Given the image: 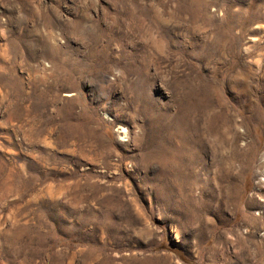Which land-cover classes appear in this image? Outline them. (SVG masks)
Returning a JSON list of instances; mask_svg holds the SVG:
<instances>
[{
    "label": "rangeland",
    "instance_id": "obj_1",
    "mask_svg": "<svg viewBox=\"0 0 264 264\" xmlns=\"http://www.w3.org/2000/svg\"><path fill=\"white\" fill-rule=\"evenodd\" d=\"M263 208L264 0H0V264H264Z\"/></svg>",
    "mask_w": 264,
    "mask_h": 264
},
{
    "label": "bare ground",
    "instance_id": "obj_2",
    "mask_svg": "<svg viewBox=\"0 0 264 264\" xmlns=\"http://www.w3.org/2000/svg\"><path fill=\"white\" fill-rule=\"evenodd\" d=\"M8 25V24H7ZM6 28V27H5ZM8 28V27H7ZM2 36V35H1ZM2 39V38H1ZM5 39V38H4ZM3 40V39H2ZM4 41V40H3ZM10 44H11V42L7 39L6 40V44H5V47H6V51L8 52L9 51V48H8V46H10ZM11 47V46H10ZM5 50H3V52L5 51ZM9 53V52H8ZM264 209V208H263ZM264 212V211H263ZM262 212V213H263Z\"/></svg>",
    "mask_w": 264,
    "mask_h": 264
}]
</instances>
